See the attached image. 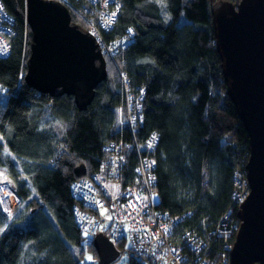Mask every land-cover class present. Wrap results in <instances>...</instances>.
Here are the masks:
<instances>
[{
  "label": "trees",
  "instance_id": "obj_1",
  "mask_svg": "<svg viewBox=\"0 0 264 264\" xmlns=\"http://www.w3.org/2000/svg\"><path fill=\"white\" fill-rule=\"evenodd\" d=\"M2 1L15 25L11 53L0 57V170L20 204L10 219L0 203V264L100 261L97 234L77 216V209L91 208L72 193L75 170H100L104 147L123 141L127 163L119 180L132 183L142 164L137 144L145 147L153 133L160 208L180 219L171 240L207 238L230 209L240 225L236 173L247 175L250 137L227 94L216 42L213 7L222 0H112L120 11L113 28L103 30L105 40L131 30L135 39L115 59L106 56L108 78L86 110L73 96L52 97L27 84V0ZM93 9L89 0L69 7L86 30ZM127 88L135 105L144 94L137 132L125 119ZM212 238L215 246L222 242ZM117 247L120 255L127 250L125 241ZM127 263L145 264L133 249Z\"/></svg>",
  "mask_w": 264,
  "mask_h": 264
},
{
  "label": "water",
  "instance_id": "obj_2",
  "mask_svg": "<svg viewBox=\"0 0 264 264\" xmlns=\"http://www.w3.org/2000/svg\"><path fill=\"white\" fill-rule=\"evenodd\" d=\"M27 5L32 30L27 84L52 97L73 96L78 108L86 110L108 78L99 41L73 22L63 3L27 0ZM213 21L227 94L250 137L246 166L250 194L239 211L232 264H264V0L219 1L213 7ZM75 172L84 177L87 166L80 165ZM94 245L101 264H110L120 255L104 234L96 235Z\"/></svg>",
  "mask_w": 264,
  "mask_h": 264
},
{
  "label": "built area",
  "instance_id": "obj_3",
  "mask_svg": "<svg viewBox=\"0 0 264 264\" xmlns=\"http://www.w3.org/2000/svg\"><path fill=\"white\" fill-rule=\"evenodd\" d=\"M52 1L61 2L69 8L72 0ZM89 1L94 8L93 16H87L92 24L89 25V31L99 41L104 54L115 59L120 49L135 39V32L131 30L129 34L108 43L103 30L109 31L113 28L120 6L112 9V0ZM14 25V17L0 0V57H7L11 53ZM126 92L127 100L130 101L126 111V123L137 132L138 126L144 120L141 108L144 94L139 96L140 99L135 105L131 103L130 89L127 88ZM157 143L158 136L153 133L145 147L137 144L141 167L134 182L122 183L121 189L111 188L109 183L120 181L122 169L127 163V156L123 154L125 146L123 141L107 144L104 147L106 155L102 159L101 169L78 178L73 183V195L91 208L88 211L77 209L78 219L84 228L95 234L106 235L116 246L123 241L126 245L130 242L134 252L145 264H232V248L240 227L232 216L233 209L222 217L219 224L206 235L207 238L195 235L180 245L171 240L180 219L160 208L161 197L154 179L156 160L152 154ZM236 174L237 183L240 185L235 199L238 216L241 205L250 194V185L247 175L244 178L240 173ZM213 235L222 240L220 245L215 246Z\"/></svg>",
  "mask_w": 264,
  "mask_h": 264
},
{
  "label": "rangeland",
  "instance_id": "obj_4",
  "mask_svg": "<svg viewBox=\"0 0 264 264\" xmlns=\"http://www.w3.org/2000/svg\"><path fill=\"white\" fill-rule=\"evenodd\" d=\"M88 25H92L89 20H86ZM122 181H110L109 186L111 188L121 189ZM0 203L3 207V210L8 214L9 218L12 219L19 206L20 201L16 194L12 191L10 184L5 180L4 174L0 170ZM130 242L127 243V250L124 252L112 263L110 264H128V259L132 249ZM95 264H101L100 261L95 262Z\"/></svg>",
  "mask_w": 264,
  "mask_h": 264
},
{
  "label": "bare ground",
  "instance_id": "obj_5",
  "mask_svg": "<svg viewBox=\"0 0 264 264\" xmlns=\"http://www.w3.org/2000/svg\"><path fill=\"white\" fill-rule=\"evenodd\" d=\"M154 173H155V171H154ZM154 179H155V181H156V174H154Z\"/></svg>",
  "mask_w": 264,
  "mask_h": 264
},
{
  "label": "clouds",
  "instance_id": "obj_6",
  "mask_svg": "<svg viewBox=\"0 0 264 264\" xmlns=\"http://www.w3.org/2000/svg\"><path fill=\"white\" fill-rule=\"evenodd\" d=\"M89 31V30H88ZM87 175H90V174H87ZM241 224V223H240Z\"/></svg>",
  "mask_w": 264,
  "mask_h": 264
},
{
  "label": "snow or ice",
  "instance_id": "obj_7",
  "mask_svg": "<svg viewBox=\"0 0 264 264\" xmlns=\"http://www.w3.org/2000/svg\"><path fill=\"white\" fill-rule=\"evenodd\" d=\"M0 231H2V230H0Z\"/></svg>",
  "mask_w": 264,
  "mask_h": 264
}]
</instances>
